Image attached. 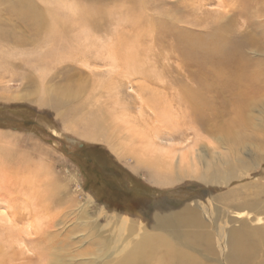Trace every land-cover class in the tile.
Wrapping results in <instances>:
<instances>
[{
    "label": "rangeland",
    "instance_id": "rangeland-1",
    "mask_svg": "<svg viewBox=\"0 0 264 264\" xmlns=\"http://www.w3.org/2000/svg\"><path fill=\"white\" fill-rule=\"evenodd\" d=\"M134 1L0 0L4 264H47L42 251L62 257V264H91L97 235L123 222L135 225L134 239L146 230L160 234L152 212L166 204L174 214L183 207L202 225L204 241L220 253L199 256L209 264H223L230 232L244 227L264 236V145L251 134L264 131V94L248 95L242 109L233 76L213 82L201 69H188L180 50L189 39L204 42L219 24H230L228 40L237 41L247 31L246 17L238 15L245 0ZM152 22L159 30L148 27ZM199 80L208 85L199 88ZM184 84L201 89L207 102L202 124L177 101ZM213 108L218 117L209 115ZM248 117L255 129L243 130L250 138L242 144L218 132ZM154 141L171 147L173 159L159 158ZM227 165L235 174L228 184L199 180ZM107 189L124 192V204L101 194Z\"/></svg>",
    "mask_w": 264,
    "mask_h": 264
},
{
    "label": "bare ground",
    "instance_id": "bare-ground-1",
    "mask_svg": "<svg viewBox=\"0 0 264 264\" xmlns=\"http://www.w3.org/2000/svg\"><path fill=\"white\" fill-rule=\"evenodd\" d=\"M130 1L133 2L134 0H130ZM140 2L143 4V0H140ZM231 4H229V6H231ZM139 8L141 9V7ZM168 14L169 13H167V15ZM163 15L165 16V14ZM238 15H240L243 18L246 17L247 31L246 34L240 32L241 35H239V37L237 36L236 39L237 41L235 42L233 41L232 43H230V41L228 40L230 38L228 35L230 33L232 34L230 24L227 26L219 24L215 29H213V31L211 30L212 32L208 35V37H206L204 42L194 39H189L186 44L182 42L185 46L184 48L180 47L181 48L180 50H181L182 60L186 63L188 69L190 68L201 69L202 72L205 73V76H207V78L208 77L211 78L213 82L214 80L221 81L222 75L225 76V78L227 76L229 77L233 76V78L231 77L233 82L232 85L230 86L234 87V89L238 92V96L240 95L243 96V98L240 96L241 97L240 100L242 101L241 107L242 109L246 110L248 108V105H250V100L247 97L248 95L255 98L264 94V23L252 19V17H262V18L264 17V0H245L244 9L238 11ZM78 18H80V16ZM106 18L104 17V19ZM92 19L94 20V18ZM158 26L157 23L152 22L148 27L152 31H157L159 30L160 27ZM170 26L171 25H169V27ZM51 30L53 31V28ZM161 35L163 37L164 36L166 37L168 33H166L164 29H162V32L161 34H159V36ZM197 49L202 50V54L201 55L199 54L198 56L197 54H195L196 56H194V52ZM255 53L257 54V56H253ZM131 59L132 57L131 58L128 57V61H130ZM206 85H208L207 81L205 82L199 80V88L203 89ZM233 87L231 89H233ZM181 88L183 90L181 89L180 90L181 93L178 95V97H176L178 103L190 107L189 110L191 114V120L194 122L199 121L201 123L199 119L203 118V116L205 115V109H207L206 107L207 102L205 101L204 98H202V96L200 97L201 89H195V87L193 88L192 86H186L185 84ZM163 95L165 96V93ZM166 99L169 98L166 97ZM42 102L46 104V102H49V99L45 98L42 100ZM157 105L155 106L152 104L151 110L153 111L152 113L156 114L158 117L159 112L157 113V110L159 109L157 108ZM212 105L214 106V104ZM210 111L211 113L209 115L213 116L214 118L218 117V111L216 110V108H213L212 110L210 109ZM185 112L184 111L180 112V114L183 115L182 117L186 115ZM254 127L255 126L252 122V119L248 117L241 120L239 123L234 121L231 125L226 126L225 128L219 129V131L218 130L217 131L218 132L224 131L222 132L223 135L225 136L223 138L227 139V141L233 143L234 145V143L242 144L245 138L247 137L250 138V136L245 137L243 135V130L249 129L250 131H252L255 129ZM236 128H238L237 131H234L236 130ZM251 134L252 137H254L257 142L263 143L262 145H264L263 130L254 131V132L252 131ZM157 139H160V137H157ZM154 142L158 146V148L154 152L157 154L159 158L167 157L168 159H173L174 153L172 152L171 147L169 146L165 147L157 141ZM259 145L257 146L259 147ZM229 168L232 169V166L227 165V167L224 168V170L221 172L215 170L213 173L200 175L199 180L202 181L203 183L205 182L207 185H214V186H218L220 184L221 185L228 184L230 181H233L235 179L234 176L235 174H233L231 169ZM90 197L94 201L95 198L92 196ZM170 206H171L170 204H166L164 209L163 210L161 209L162 211L153 210L152 212L154 217L151 224L152 229L161 231L160 234L159 233L153 234L146 230L141 235L140 239H134V233L136 230L135 225L133 223L124 225L123 222V226L118 227L117 230L112 229L108 231V233H102L100 236L97 235L96 238L97 244L94 243L97 249L96 251L94 250V252H96L98 256L94 259L93 263L91 264H209L207 261L199 259L200 258L199 256L202 255L207 259V256L209 257L218 256L220 253L215 249L214 245L212 247L210 241H206V242L204 241V231L201 230L202 225L198 223L196 217H194L192 214H188L190 215L189 217L186 216L185 214L186 211L183 207L179 210L178 213L174 214L168 210L170 209ZM110 220L114 222V224L117 226L118 222L121 221V218L115 216V217H111ZM98 228H99L98 226L94 227V229H98ZM96 232H99V230H96ZM261 234L262 231L260 229L249 230L246 228L244 229V227L239 232H230V234L227 235L225 239L226 246L228 249H226V257L224 259L223 264H264V261L260 262L257 260V258H259L260 252L263 250L262 248L264 247V236ZM182 249H187L190 251H184ZM46 252L42 251L41 257L45 259L47 264L64 263V259L62 257H58L55 255L54 257L51 258L50 254ZM0 264H4L2 257H0ZM217 264H220V262H218Z\"/></svg>",
    "mask_w": 264,
    "mask_h": 264
},
{
    "label": "trees",
    "instance_id": "trees-1",
    "mask_svg": "<svg viewBox=\"0 0 264 264\" xmlns=\"http://www.w3.org/2000/svg\"><path fill=\"white\" fill-rule=\"evenodd\" d=\"M119 172V171H118ZM120 173V172H119ZM104 193H106L105 194V196L107 197V199H109V200H111L112 202H114V201H116V202H118L119 204L118 205H122V204H124V197L126 196L125 195V193L124 192H120V191H117V190H109V189H107L106 191H103V193H101V194H103L104 195ZM127 201V200H126Z\"/></svg>",
    "mask_w": 264,
    "mask_h": 264
}]
</instances>
